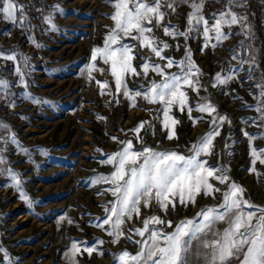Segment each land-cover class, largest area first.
<instances>
[{
	"label": "rangeland",
	"instance_id": "1",
	"mask_svg": "<svg viewBox=\"0 0 264 264\" xmlns=\"http://www.w3.org/2000/svg\"><path fill=\"white\" fill-rule=\"evenodd\" d=\"M43 1L8 107L0 264H176L212 222L264 216V55L228 24L256 3Z\"/></svg>",
	"mask_w": 264,
	"mask_h": 264
},
{
	"label": "crops",
	"instance_id": "2",
	"mask_svg": "<svg viewBox=\"0 0 264 264\" xmlns=\"http://www.w3.org/2000/svg\"><path fill=\"white\" fill-rule=\"evenodd\" d=\"M176 4H192L199 12L195 0H172ZM205 4L202 0H196ZM33 0H0V172L7 162V143L14 126L8 107L16 94L18 81L29 71V57L24 52ZM235 13L251 9L256 3L258 11L250 26L242 19L230 15L228 24L242 26L247 53L264 55V0H231ZM204 8V7H203ZM201 8V9H203ZM238 21V22H237ZM263 86V85H262ZM261 86V87H262ZM264 87V86H263ZM240 212L229 218L218 219L200 233L187 236L180 248L176 264H264V216Z\"/></svg>",
	"mask_w": 264,
	"mask_h": 264
},
{
	"label": "trees",
	"instance_id": "3",
	"mask_svg": "<svg viewBox=\"0 0 264 264\" xmlns=\"http://www.w3.org/2000/svg\"><path fill=\"white\" fill-rule=\"evenodd\" d=\"M34 4H35V6L32 9H35L37 11H39L38 8L42 9V13H44V14L49 12V8L46 6V3L43 0H35ZM34 34H35V36L39 35V29L37 27L35 28Z\"/></svg>",
	"mask_w": 264,
	"mask_h": 264
},
{
	"label": "built area",
	"instance_id": "4",
	"mask_svg": "<svg viewBox=\"0 0 264 264\" xmlns=\"http://www.w3.org/2000/svg\"><path fill=\"white\" fill-rule=\"evenodd\" d=\"M32 34H33V32H30V31L27 32V33L24 35V37H23V38L25 39V41H26L27 38H29L30 36H32Z\"/></svg>",
	"mask_w": 264,
	"mask_h": 264
}]
</instances>
